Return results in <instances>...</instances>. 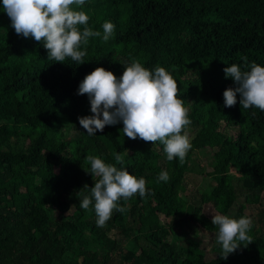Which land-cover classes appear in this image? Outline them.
I'll use <instances>...</instances> for the list:
<instances>
[{
  "label": "trees",
  "instance_id": "obj_1",
  "mask_svg": "<svg viewBox=\"0 0 264 264\" xmlns=\"http://www.w3.org/2000/svg\"><path fill=\"white\" fill-rule=\"evenodd\" d=\"M82 10L89 16L88 27L100 31L101 37H90L87 45H81L80 50L87 53L84 63L70 57L56 62L48 58L43 41L15 32L0 0V264H60L58 260L73 246L87 255L93 242H102L101 237L90 239L85 233L86 228L96 229L94 220L85 218L81 226L76 221L78 215L53 221L49 212L68 194L69 203L75 204L80 214L96 215L92 205L88 210L80 207L82 195L76 194L80 190L90 195L83 188L88 185L90 189L98 179L87 172L89 155L100 156L105 163L124 167L129 174L146 180V188L154 195L141 198L137 193L130 198L133 203L128 217L133 224L149 209L165 216L173 214L177 227L193 222L217 233L213 212L229 216L238 199L232 167L246 177V186L257 188L256 196L247 195L246 200L255 202L264 192V111L242 108L239 94L235 106L225 107L223 97L227 88L236 87L226 78L224 68L237 64L245 70V57L248 65L255 62L264 67V0H85ZM106 21L115 25L107 42L102 39ZM133 60L149 70L165 68L177 82L178 98L184 106L195 98L188 118L198 130L183 164L178 158L167 160L159 141L153 144L124 136L122 122L97 131L107 144L103 153L69 149L63 138L64 123L78 126V117L92 115L87 94H78L84 77L103 67L120 78L124 66ZM192 67L217 68L221 79L212 87L203 80L188 79ZM196 90L199 93L193 97ZM196 110L206 115L198 124ZM243 115L246 125L238 126L235 135L229 133L227 127L238 125ZM21 136L30 139L29 147L15 151L11 139ZM208 146L217 147L212 173L215 183L209 192L189 202L182 192L185 173L192 168L190 154ZM116 153L123 156L122 165L116 163ZM164 170L170 179L158 182ZM7 197L13 203L2 205ZM206 203L212 205L210 215L204 211ZM118 204L125 207L124 199ZM245 205L240 203L229 217L252 219ZM124 216V212L113 211L116 221H123ZM137 227L152 244L137 258L141 263L264 264V235L253 219L248 233L252 243L244 242L226 260L221 259L220 245L214 246L216 256L207 259L206 251L194 242L177 249L166 239L165 225L151 221ZM116 247L93 252L85 264H117L112 255Z\"/></svg>",
  "mask_w": 264,
  "mask_h": 264
},
{
  "label": "clouds",
  "instance_id": "obj_2",
  "mask_svg": "<svg viewBox=\"0 0 264 264\" xmlns=\"http://www.w3.org/2000/svg\"><path fill=\"white\" fill-rule=\"evenodd\" d=\"M84 4L85 0H3V11L18 35L43 41L49 59L63 62L70 57L82 64L87 53L80 50L81 45H87L90 37H101L100 31L88 27L89 16L82 10ZM80 26H83L82 30ZM102 28V39L107 42L114 34L115 25L106 21ZM244 60L245 70L237 64L223 69L226 78H231L236 85L223 92L224 106H235L239 94L242 108L255 107L264 111V67L255 62L248 65L246 57ZM124 67L120 78L97 67L81 81L78 94H87L93 115L78 117L80 126L88 135H95L106 125L122 122L124 136L153 144L159 141L164 146L167 160L178 158L183 164L192 147L185 131L191 120L184 101L178 98L177 82L163 67L149 70L137 60ZM114 159L117 164H123L121 154H114ZM86 160L90 163L87 172L98 179L90 189L88 185L84 186L90 195L81 192L79 203L84 210L90 205L94 207L98 227L106 225L114 210L125 211L118 204L121 198L128 200L137 193L141 198L154 195L146 188L143 177L129 174L126 168L105 163L100 156L89 155ZM169 179L166 170L157 177L158 182ZM212 224L218 228L215 235L216 243L222 248L221 259L226 260L244 242L252 243L248 234L252 228L249 216L235 219L213 212Z\"/></svg>",
  "mask_w": 264,
  "mask_h": 264
},
{
  "label": "rangeland",
  "instance_id": "obj_3",
  "mask_svg": "<svg viewBox=\"0 0 264 264\" xmlns=\"http://www.w3.org/2000/svg\"><path fill=\"white\" fill-rule=\"evenodd\" d=\"M221 76L222 75L217 68L208 67L202 70L193 68V70L187 75V78L192 79L194 77L198 80H203V84L212 87L220 81ZM198 93L199 91L196 90L193 97H197ZM194 99L192 98V100L185 105L188 109V113L193 111L192 107ZM194 116L196 119L200 118V122H196L197 124L206 119V115H203V112L200 110H196ZM246 119V116L243 115L239 120V124L227 127V131L235 135L237 133L238 126L243 127L246 125ZM79 127L80 125L77 126L71 122H66L62 126V135L64 140L69 142V149H78L80 152L85 150L93 154L103 153L107 150L105 140L99 137L97 132L95 135H86L83 134ZM197 130L198 127L192 123L185 129V131L189 134L190 141L195 136ZM98 132L100 131L98 130ZM29 144L30 139L26 136L11 139V148L15 151L27 150ZM216 151L217 147L208 146L191 152L190 159L192 168L189 172L185 173V191L182 192L183 195L188 197L187 199L189 202H193L195 199L199 198L202 192H209L212 189V186L215 183L212 173L214 172L215 167ZM230 173L233 176V184L238 193V199L231 207L229 216L236 211L240 203L246 202L244 209L245 212L251 214L253 221L256 222L261 233L264 235V192H260L259 200L255 202L246 200L247 195L249 197L256 196L258 193L257 188L253 190L246 186V177L234 167L230 169ZM79 193H81L80 190L76 192V194ZM62 199V204H59L49 210L50 217L53 221H62L68 217H76V215H78L79 218H77L76 221L80 223L79 225H84L83 219L85 218L94 220V223L96 224L97 216L80 214L76 205L69 203L68 194H64ZM124 201L125 216L123 221H116L112 214L111 218L106 222L104 227H98L96 224L95 230L90 229V227L86 228L85 233L88 238L94 239L96 237H101L102 242H93V244L88 248V250L90 249V252L87 255L80 254L81 252L78 247L73 246L72 250L69 251L70 253L63 255L62 258L58 260V263L85 264L86 259L89 260L93 252H104L106 249L117 245V247L112 251V255H114L115 262L117 264H146L144 262H139L137 258H141L143 248H148L152 244L148 242L144 235L139 232L137 225L139 223L140 226H143L144 224L148 225L151 221H155L160 225H165L167 229L165 233L166 239L171 243H175L177 249L184 248L191 241L200 245V247L206 251L207 259H211L216 256L214 246L219 245L216 243V232H208L199 224L193 222L184 223L181 227H177V220L174 219L173 214L165 216L159 211L153 212V210L149 211V209H147L148 211L140 213L138 215L139 222L137 224H133V220L128 217V211L130 209V205L133 203V200L128 199ZM12 203V198L7 197L2 205H11ZM153 205L155 206L156 202H154ZM204 211L207 215H210L213 212L211 203L205 204ZM148 212L150 214H147Z\"/></svg>",
  "mask_w": 264,
  "mask_h": 264
}]
</instances>
